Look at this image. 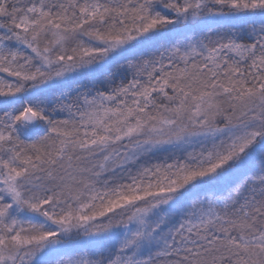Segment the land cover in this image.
<instances>
[{"label": "snow or ice", "instance_id": "obj_1", "mask_svg": "<svg viewBox=\"0 0 264 264\" xmlns=\"http://www.w3.org/2000/svg\"><path fill=\"white\" fill-rule=\"evenodd\" d=\"M0 264H264V0H0Z\"/></svg>", "mask_w": 264, "mask_h": 264}]
</instances>
